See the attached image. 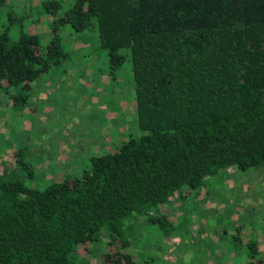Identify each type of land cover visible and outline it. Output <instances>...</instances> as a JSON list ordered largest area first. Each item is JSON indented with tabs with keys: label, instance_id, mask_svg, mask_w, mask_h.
<instances>
[{
	"label": "trees",
	"instance_id": "1",
	"mask_svg": "<svg viewBox=\"0 0 264 264\" xmlns=\"http://www.w3.org/2000/svg\"><path fill=\"white\" fill-rule=\"evenodd\" d=\"M63 4L42 0L51 16L45 44L37 32L11 39L9 24L1 27L0 88L19 87L24 98L22 90L66 57L62 30L94 22L110 72L130 62L139 132L90 157L81 174L42 188L0 161V264H79L73 254L93 252L101 235L104 264H137L125 249L131 215L159 219L154 210L206 176L264 165V0ZM246 245L249 257L261 248L252 236Z\"/></svg>",
	"mask_w": 264,
	"mask_h": 264
},
{
	"label": "rangeland",
	"instance_id": "2",
	"mask_svg": "<svg viewBox=\"0 0 264 264\" xmlns=\"http://www.w3.org/2000/svg\"><path fill=\"white\" fill-rule=\"evenodd\" d=\"M61 1L63 6L73 2ZM50 22L42 0H7L1 7L0 29L9 24L11 39L34 31L45 44ZM62 36L66 57L22 90L24 98L19 87L0 88L2 170H14L37 188L81 174L90 157L139 132L129 60L110 72L94 22L80 31L66 26ZM186 188L152 212L159 219L131 215L127 220L125 249L137 264H249L264 257V165L221 169L201 186ZM251 236L261 248L249 257ZM90 246L93 252L82 248L73 254L78 263L104 264L100 252L108 250L107 238L101 235Z\"/></svg>",
	"mask_w": 264,
	"mask_h": 264
}]
</instances>
